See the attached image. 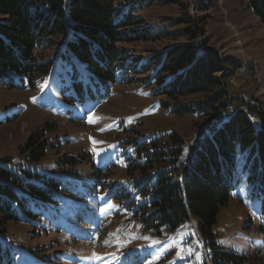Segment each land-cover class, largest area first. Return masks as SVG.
Listing matches in <instances>:
<instances>
[{
  "label": "trees",
  "instance_id": "16d2710c",
  "mask_svg": "<svg viewBox=\"0 0 264 264\" xmlns=\"http://www.w3.org/2000/svg\"><path fill=\"white\" fill-rule=\"evenodd\" d=\"M193 1L0 0L1 88L33 95L40 88L54 101L49 113L63 114L71 126L97 123L99 109L116 90L136 84L140 91L149 92L157 109L202 118L197 126L201 139L195 146L172 133L138 138L140 132L132 129L128 131L136 136L131 140L115 136L123 150L126 179L115 189L107 177L118 166L110 163L101 170L89 152L64 155L52 162L50 169L39 172L34 166L46 158L49 144L31 136L26 144L31 149L24 158L0 162V264L29 260L62 264L58 255H49L52 247H14L16 242L4 235L5 227H27L29 240L40 235L62 237L67 243L65 233L74 230L70 221H80L78 213L71 215V208L80 203L95 205L96 188L108 203L117 204L108 230L123 213L130 217L128 225H137L155 237L191 223L208 250L205 264H264V256L248 251L250 242L243 235L248 231L246 226L230 231L239 235L236 248L224 249L218 240L224 231L221 213L234 202L245 211L251 207L245 217L256 224V233L264 238V107L229 97L225 85L239 65L205 49L201 15L212 0ZM244 1L246 11L264 28V0ZM157 3L181 12L160 31L139 16ZM161 41L174 44L152 54L127 48ZM149 71L147 80L139 78ZM210 93L213 97L194 107L171 104ZM43 94L30 99L37 101ZM234 102L237 108L228 112ZM2 119L6 118H1L0 125ZM44 133L51 134L53 129ZM84 164L94 176L79 184L80 174L75 172ZM243 179L249 187L246 199L236 194ZM106 222L103 219L101 225L105 227ZM241 235L244 237L239 239ZM56 246L54 243L53 248ZM19 254L23 260L17 263Z\"/></svg>",
  "mask_w": 264,
  "mask_h": 264
},
{
  "label": "rangeland",
  "instance_id": "374dc122",
  "mask_svg": "<svg viewBox=\"0 0 264 264\" xmlns=\"http://www.w3.org/2000/svg\"><path fill=\"white\" fill-rule=\"evenodd\" d=\"M196 2L193 1L194 4ZM209 3L212 5L201 15L203 16L202 40L205 41V49L213 50L220 57L231 58L235 64L239 65L232 77L227 80L228 83L225 85L227 94L232 100L241 98L246 102L250 101L252 104L264 107L263 26L258 19L246 11L244 0H212ZM180 13L177 7L157 3L139 16L147 25H153L154 29L160 31L161 28L169 26L171 21L178 19ZM173 44L172 41H161L153 44H133L127 48L134 52L152 54L156 51L162 52ZM149 75L150 71L140 75L139 78L147 80ZM37 90L38 92L34 95L43 94L40 88ZM140 90L142 88L137 84L117 89L109 102L99 109L98 122L89 123L84 127L69 125L63 114L51 115L48 109L54 108L55 104L48 95L43 94L34 101L30 99L34 95L29 91H7L0 85V121L1 118H6L2 119L0 125V162H16L24 158L23 156L31 149V146L28 147L26 144L33 136L40 138V142L49 144L46 158L34 166L39 172L50 169L51 163L64 155L80 156L84 155V152H89L93 160H97L96 164L101 170L105 171L110 163L118 166L107 177L113 181V189H115L120 186V182L126 180L121 158L123 150L118 148L115 141L117 135L118 139L121 135V141H126L136 136L128 131L132 129L140 132L138 138L146 135L153 136L156 133L164 135L172 133L178 135L179 139L187 145L197 144L201 139L197 128L201 125V117L195 118L187 114L175 116L166 109H157L156 102L148 96L149 92ZM211 97H213L212 93L187 97L177 102L171 101V104L194 107ZM236 104L237 102H234L229 107L230 110L227 109L228 112L234 111L237 108ZM118 118L124 119L123 126L119 129L117 124L120 119L115 121ZM123 128L126 130H121ZM51 129L53 133L45 135L44 132ZM121 131L126 133L121 134ZM115 157H117L116 161ZM90 173L88 165H80L75 172L76 175L80 174L79 184L94 176ZM126 189L132 196L130 188L126 187ZM82 191L85 192L84 189ZM248 192L249 187L241 180L236 194L246 199ZM93 193L92 201L95 205L80 203L71 206V215L73 216L74 212L78 213L80 221L76 223L74 220L70 221L71 228L74 230L65 233L67 243L62 237L57 239L40 235L37 239L29 240L27 235L30 230L23 225L8 224L4 235L7 239L15 241L14 247L17 248L52 247L48 250L49 255H58L57 259L61 260L62 264L206 263L205 254L208 250L203 247L195 234L193 224L188 223L175 232H167L155 237L145 233L137 225H128L127 220L130 217L123 213L118 223L113 226L114 228L108 230L106 226L110 223V217L114 215L117 204L108 203L105 194H101L97 188ZM122 206H125V203ZM63 209L65 211V208ZM246 212L251 213V207L245 211L237 207L235 202L228 204L220 216V225L224 231L218 240L224 249L236 248L239 235L230 231H241L242 227L246 226L248 231L243 235L250 242L248 251L264 256V238L256 233V224L247 221ZM103 219H107L105 227L101 225ZM62 228L66 227L63 225ZM243 235L239 239H242ZM54 243L57 246L53 248ZM63 243H66V248H62ZM131 243L134 246H131ZM46 253L45 255H48ZM64 260H67V263ZM25 264H52V262L29 260Z\"/></svg>",
  "mask_w": 264,
  "mask_h": 264
},
{
  "label": "snow or ice",
  "instance_id": "6c2138e0",
  "mask_svg": "<svg viewBox=\"0 0 264 264\" xmlns=\"http://www.w3.org/2000/svg\"><path fill=\"white\" fill-rule=\"evenodd\" d=\"M109 207H112V205H109ZM102 211H103V209H102Z\"/></svg>",
  "mask_w": 264,
  "mask_h": 264
}]
</instances>
